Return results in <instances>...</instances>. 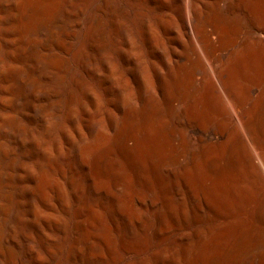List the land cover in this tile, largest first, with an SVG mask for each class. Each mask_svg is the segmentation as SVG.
<instances>
[{
	"label": "bare ground",
	"instance_id": "1",
	"mask_svg": "<svg viewBox=\"0 0 264 264\" xmlns=\"http://www.w3.org/2000/svg\"><path fill=\"white\" fill-rule=\"evenodd\" d=\"M7 3L0 264H198L211 228L213 264H264V0ZM201 96L218 130L182 132ZM127 177L135 217L95 185Z\"/></svg>",
	"mask_w": 264,
	"mask_h": 264
},
{
	"label": "rangeland",
	"instance_id": "2",
	"mask_svg": "<svg viewBox=\"0 0 264 264\" xmlns=\"http://www.w3.org/2000/svg\"><path fill=\"white\" fill-rule=\"evenodd\" d=\"M7 2H8V0H0V9L3 10L4 12L7 11V4H8ZM263 22H264V9H263ZM6 25H7L6 21H4L2 24L0 23V30H1L2 27H6ZM0 33H2V31H0ZM3 35L5 36L6 34L3 33ZM6 50H7L6 46H3V48L1 46L0 56L4 60V64L8 63V56H7L6 52H5ZM0 69H2L3 73H4L5 72L4 71L5 70V65H4V67H2ZM5 97H6V91L1 93L2 100H4ZM195 107H196V109H195L194 113L192 115L189 113L188 117L186 116V118H184L185 122H184V124L181 125V128H180L182 130V132L184 131L183 129H185V127H188L189 123L197 124L201 128H205V129H207L208 127L209 128L213 127L214 129L218 130V124L217 123H218V121H221V118L216 115L215 111L213 110V108L211 106V103L208 101V99L205 96H201L196 101ZM0 109H1L0 113L6 112L5 107L0 106ZM217 118H218V120H217ZM164 119L168 120L167 117H164ZM155 120L156 119L154 118L153 122ZM229 126L231 127V120L229 121ZM100 128L99 127L93 128L91 130V133H92L91 137L88 138L85 141H81V142H83L82 144H81V142L79 143L80 144L79 145L80 146L79 150L81 151V153L85 152L88 148H91L94 144L99 142V138H100V136H101V134L103 132V128L102 127H100ZM89 139H90V141H89ZM220 140L222 141L223 138H219L217 141H219L221 143ZM7 141H8V133H6V132L1 133L0 132V143L7 144ZM162 147H163L162 150H164L163 152L161 150L162 153L168 152V150L172 149V147L165 146L164 144H162ZM108 183H109V180L103 179L101 181H96L95 185H96V187L97 186L98 187L101 186V188H103L104 190H107L109 192H112V194L114 193L113 197H115V199L117 201H119L118 202V206H119L120 211L125 212V213L128 212L131 215V217H135L137 215L134 212V210H135L134 209V206H135L134 203H136L137 198H139V199H141L143 201L148 200V197H147L148 195L141 188H139V187H137L135 185V182H134L132 177H127L126 183L118 191L113 190L109 186L110 184H108ZM216 185H218V184L216 183ZM115 195H118L119 198L117 196H115ZM153 196H155V195H153ZM156 197H154L152 199V203L154 205V213L160 206V204L158 203L159 202L158 201L159 200L158 196H156ZM212 202H216V201L214 199H212ZM218 205L220 207L222 206L220 204H218ZM154 213L152 214V216L150 218V221L152 223L149 221V224L151 223L149 225L151 228L156 223L155 222L156 221V215ZM210 222L212 224V220ZM169 223H171V222H168V225H167L168 227L166 228V231H162L163 233L165 232L164 234L169 235V236L173 235L174 233L185 232V231H190L191 230V227L184 228V226L174 225L172 223L171 224H169ZM149 231H151L150 228H149ZM149 231H148V234L151 233ZM214 231L217 232V229H212L211 228L210 231H207L206 234L201 239V250H202V252H201V259H200L198 264H213L209 260V256L212 255L216 250H218V245H216V241L220 242L221 239H222V238L218 239V236H217V234ZM227 232H228V230L226 231V233ZM216 239H218V240H216ZM220 249H222V247H220ZM132 255H133L132 253H129L128 255H126V258H130V257H132ZM123 262H124V258L121 257V258H118V259L115 258L114 260H108L107 264H122ZM64 264H72V263H68L67 261H65Z\"/></svg>",
	"mask_w": 264,
	"mask_h": 264
}]
</instances>
